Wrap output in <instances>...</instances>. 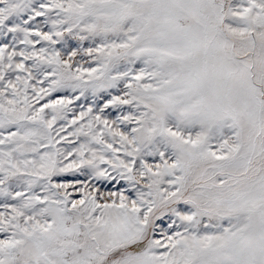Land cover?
<instances>
[{
  "label": "snow or ice",
  "instance_id": "obj_1",
  "mask_svg": "<svg viewBox=\"0 0 264 264\" xmlns=\"http://www.w3.org/2000/svg\"><path fill=\"white\" fill-rule=\"evenodd\" d=\"M0 264H264V0H0Z\"/></svg>",
  "mask_w": 264,
  "mask_h": 264
}]
</instances>
